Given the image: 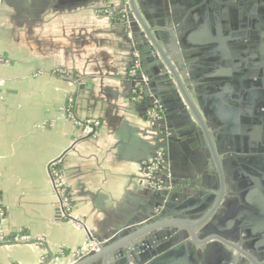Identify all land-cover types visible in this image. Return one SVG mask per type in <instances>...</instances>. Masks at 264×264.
<instances>
[{
    "label": "crops",
    "instance_id": "0c3cea01",
    "mask_svg": "<svg viewBox=\"0 0 264 264\" xmlns=\"http://www.w3.org/2000/svg\"><path fill=\"white\" fill-rule=\"evenodd\" d=\"M138 1L161 26L169 1ZM113 3L0 0V264H57L54 258L50 261L44 243L54 257L60 250L65 255L59 260H71L91 239L102 241L151 218L169 198L155 191L177 188L191 202L198 197L197 186L214 184L217 172L208 153L203 151L199 160L185 148L194 143L200 150L205 142L201 133L181 143L172 141L171 160H164L163 143L182 131L180 96H172L174 101L164 97L162 105L147 82V101L134 100L129 73L143 39L134 35L135 29L128 37L124 25L106 15ZM186 17L183 25L170 22L168 27L178 26L180 35ZM138 62L143 74L139 57ZM149 99L160 107V118L147 115ZM87 119L98 122L93 135L79 125ZM158 151L159 177L168 186L152 189L138 178L143 163L152 162ZM254 156L222 154L227 190L237 198V208L246 205L239 200L245 190L260 189V170L247 159ZM194 159L206 168L205 180L197 184L191 173ZM59 188L71 198L70 214L61 205ZM177 197L168 202L171 211L178 206ZM254 227L247 238L240 232L225 239L241 247L254 240L264 243V222L257 220ZM21 236L29 239L15 240ZM188 250L203 264H232L226 258L229 248L219 242L190 244ZM116 254L105 264H125Z\"/></svg>",
    "mask_w": 264,
    "mask_h": 264
},
{
    "label": "water",
    "instance_id": "95a60500",
    "mask_svg": "<svg viewBox=\"0 0 264 264\" xmlns=\"http://www.w3.org/2000/svg\"><path fill=\"white\" fill-rule=\"evenodd\" d=\"M168 1L171 13L180 15L179 24L183 25L182 19L187 16L180 35L178 26L153 23L138 0H129L132 32L135 29L134 35L143 39L137 48L140 70L149 84L148 91L162 105L164 97L180 96L182 131L163 143L164 160H171L172 141L181 143L201 133L204 149L217 172L214 184L197 186L194 193L198 197L191 202H185L190 196L182 198L184 201L172 211L168 202L179 190L155 191L169 198L157 213L150 214L151 218L138 227H131V223L111 241L91 239L95 247L71 260L59 261L44 243L50 261L54 258L57 264H93L100 260L105 264L118 252L125 264H203L193 260L189 245L215 241L229 248L226 258L232 264H264V243L254 240L241 247L225 239L240 232L247 238L253 234L257 220L264 222V0ZM169 34L178 35V46L190 53L185 60L193 64L188 73L177 66L173 57L176 52L168 49L165 38ZM166 109L163 113L167 117ZM217 127L223 131H215ZM231 152L258 155L247 159L260 170V189L252 188L239 195L246 205L238 208L237 198L227 190L222 165V154ZM170 174L173 182L172 171ZM68 218L73 221L71 216ZM198 232L202 235L198 236ZM171 234L175 242L153 239Z\"/></svg>",
    "mask_w": 264,
    "mask_h": 264
},
{
    "label": "built area",
    "instance_id": "2783aa9c",
    "mask_svg": "<svg viewBox=\"0 0 264 264\" xmlns=\"http://www.w3.org/2000/svg\"><path fill=\"white\" fill-rule=\"evenodd\" d=\"M119 1L121 5H123V10L119 11L123 17L121 24L126 27L127 36L131 37L132 36V26L130 25V20L128 16V13L130 11V9L128 8L129 0H119ZM110 11H111V14L115 16V13H116L115 10L113 9ZM129 75L134 80V83H133L134 86L132 89L134 100L139 101V102L147 101L144 98V91L147 87V79L139 71V62H138L137 54H136V58L132 66V69L130 70ZM151 101L149 99V106L146 110V113L151 119L155 120L161 117L160 112L158 111L160 107L156 105V103L151 102ZM79 125L82 126L85 134L93 135L96 132L98 122L94 119H87L84 122H82V124L79 123ZM161 162H162V153L161 151H158L155 159H153L152 162L144 163V165L140 169V176L138 178L141 185L148 187V188H152V189H161V188H166V186H168L165 179L162 177H159V168L161 166ZM58 193H59V197H60L61 205L63 209L66 211V213L70 214V211L72 209V204H71V198L69 197L66 189L59 188ZM69 214L68 216H71ZM28 239L29 237L27 236H21V237L15 238L16 241H26ZM87 244L89 245L90 249L95 247V244L91 240L87 242Z\"/></svg>",
    "mask_w": 264,
    "mask_h": 264
},
{
    "label": "rangeland",
    "instance_id": "374dc122",
    "mask_svg": "<svg viewBox=\"0 0 264 264\" xmlns=\"http://www.w3.org/2000/svg\"><path fill=\"white\" fill-rule=\"evenodd\" d=\"M112 1H114V3L112 4V9L111 10H115V12H119V11H122L123 10V5H121V3H120V1L119 0H112ZM165 2H166V0H164ZM139 3H141L140 1H139ZM110 4V3H109ZM139 5V4H138ZM141 5V4H140ZM139 5V6H140ZM105 6H108V3H106L105 4ZM168 8V6H167V4L165 3V8ZM128 8H129V5H128ZM141 8H143V6L141 5ZM169 9V11H170V13L169 14H167L169 11H163V14H162V24H167V26H168V24H170V22H172V23H174V24H176V23H178L179 22V20L181 19L179 16V14H172L171 13V10H170V8H168ZM105 13H106V15L107 16H110L111 17V19L112 20H115L117 23H119V24H121V22L113 15V14H111V11L110 10H107V12L105 11ZM173 17V18H172ZM183 20V19H182ZM125 27V26H124ZM170 28V27H169ZM125 30H126V27H125ZM177 39L178 38H174V35H172L171 36V34H169V36H166V38H165V40L167 41V44H168V46H169V50L170 51H175L176 52V54H174V58H175V61H176V64H177V66L178 67H180L182 70H183V72H189V70H190V68H191V66L193 65L192 63H188V62H186L185 60L189 57V55H190V53L187 51V50H185V49H181V47H179L178 46V44H177ZM182 52H184V53H182ZM196 147V144H194V143H190V145L189 144H186V149H187V152L189 151V150H193V151H189L190 153H191V155L193 154V155H195V154H198V158H199V160H200V156L203 154V151L205 152V154H206V150L204 149V146L202 147V148H200V150H198V148H195ZM204 156V155H203ZM206 156V155H205ZM199 164H200V161H197L196 159H194V161H193V163H192V165H191V169H192V172L191 173H193L194 175V181L196 182V184L197 183H199L200 181H204L205 180V178H206V174H205V170H206V168H204V167H201V166H199ZM143 165H144V163H143ZM142 167V166H141ZM153 167V166H152ZM179 193V194H178ZM175 192L174 193V196H178L176 199H177V201H178V203L181 201V198H183V196H181L182 194H181V192ZM161 234H163V233H161ZM175 235H166V237L165 238H163L164 236H162V237H155V238H153L154 240L156 239V240H165L166 239V241L167 242H175L177 239H176V237H174ZM113 239H115V236L114 235H112V236H109V237H107V238H105L104 240H109V241H111V240H113ZM87 243V242H86ZM90 250V247H89V245L87 244V246H86V244H85V246L84 247H82V248H80V249H77L75 252H73V254H85V253H87L88 251ZM81 252V253H80ZM64 252H61L60 250H59V252H58V255L57 256H59V259H61V258H63L62 256H64V255H62ZM82 256V255H81ZM60 261V260H59Z\"/></svg>",
    "mask_w": 264,
    "mask_h": 264
},
{
    "label": "trees",
    "instance_id": "16d2710c",
    "mask_svg": "<svg viewBox=\"0 0 264 264\" xmlns=\"http://www.w3.org/2000/svg\"><path fill=\"white\" fill-rule=\"evenodd\" d=\"M115 17H116L120 22H122L123 17H122V14H121L120 12H116V13H115ZM158 111L160 112V115L162 116V112H161V110L158 109ZM64 251H65V253H68V252H69L68 250H64Z\"/></svg>",
    "mask_w": 264,
    "mask_h": 264
}]
</instances>
